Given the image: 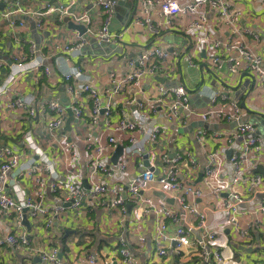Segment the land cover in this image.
Returning a JSON list of instances; mask_svg holds the SVG:
<instances>
[{
    "label": "built area",
    "instance_id": "2783aa9c",
    "mask_svg": "<svg viewBox=\"0 0 264 264\" xmlns=\"http://www.w3.org/2000/svg\"><path fill=\"white\" fill-rule=\"evenodd\" d=\"M4 1L0 0V4ZM92 2L97 8L103 10L104 15L103 23L96 31L87 29V24L90 21L86 13L76 14L72 11L74 5L72 0L66 5L59 2L55 4L46 3L44 7L46 10L34 14L35 30L41 29L44 15L58 14L59 19L66 16L74 24H83L86 27L85 36L78 34L76 42L59 47L63 54L81 52L84 46L90 45L92 39L99 45L118 46L124 39L125 31L113 32L109 29L110 21L115 14L116 2L111 0H92ZM231 6V2L228 0H137L127 28H140L149 38L160 39L162 35L176 29L175 18L179 15L193 16L187 25V30L204 31L205 35L192 44V50L186 58L188 67H196L192 61L195 50L201 48L202 43H205V45L211 46V49L209 47L212 51L209 58L210 63L214 70H219L222 63L217 58L216 52L222 49L230 56L227 59L230 73L232 75L238 73L240 65L249 70L259 85L261 95L264 98L263 60L260 55L252 51L251 44L246 41V38L250 37L252 41L258 42L259 35L249 27H238L241 14L239 11L232 10ZM209 11L213 12L218 24L227 28L228 36L225 41H214L206 33ZM26 14L27 12L23 8L8 4L6 1L4 7L0 9V20H7L10 26H14L18 21L26 19ZM19 24L24 25V22L21 21ZM36 51L39 50H36L34 44H30L28 56L19 58L18 62L12 66L9 74L0 84V96L9 90L18 75L42 68L40 62L42 59L35 61ZM170 56L167 50L158 46L144 49L129 61V73L122 78H117L114 73H111L109 81L114 82L115 86L118 83L117 89L121 92L126 86H132L140 91L141 82L145 78L156 81L155 78L160 77L164 78L166 83L170 79L169 72H171L170 67L172 66ZM43 68L45 73H49L47 67ZM81 74L82 72L77 69L63 76L66 82V93L70 101L67 107L57 101H50L40 113L44 116L51 113L47 119V129L51 136L57 138L63 156L68 160H75L78 157V152L75 142L69 138L67 131H65L68 118L67 108L72 114L71 122L77 126L83 124L88 129H92L99 125L102 127L103 134L109 133V136L105 137L108 138L104 144H94L90 141L85 144V150L90 153L87 161L90 185L86 187L85 182L72 170L69 173L72 179L61 192L58 203L48 204L46 200L47 190L55 193L58 188L55 180L57 170L53 160L45 154L36 139L31 134L24 136V145L31 157L23 164L20 163V155L11 148L0 147V215L13 217L16 227V234L0 237V250L4 246H9L15 250H31L29 231L23 224L24 218L29 224L35 220H41L43 227L50 229L52 223L67 208H83L87 213H92L105 201V206L109 212L115 211L120 220H124L128 215V205L133 212L135 222H140L145 215H153L156 224L153 242L157 258L167 257L168 250L173 246L176 251L175 255L179 260L181 248L186 244L185 239L197 231L198 254L187 264H241L236 262L232 256L226 257L222 253L223 245H221L220 239H228L229 235L239 244L238 249L242 247L240 249L245 252L250 253L252 251V235L249 230L258 227V223H249L244 228L240 226L238 222L241 214L240 205L245 200L235 191V188L240 184L241 177L246 170H257L259 167L264 169L263 136L256 133V127L250 122L238 125L233 132L227 134L225 142L230 143V145L233 139L239 137L242 140L238 148L230 150L228 158L231 169L230 179L219 178L217 155L211 154L209 156V165L203 169L202 174L209 194L220 201L223 216L213 230H206L203 233L206 223L205 213L196 204L186 200L188 197L192 199L201 198L203 193L199 188L178 179L180 163L186 164L188 162L192 168L187 169L188 176V172H195L199 168V164L189 153L169 154L163 149L164 135L161 125L162 121L172 119L181 121L182 112L203 124L211 122L230 123L241 112L238 102H228L227 96L212 91L209 96L207 95L210 106L206 110L200 111L190 106L189 94L183 86L166 87L164 86L165 83H159L158 99L154 100V103L145 105L138 102L136 104L135 99L130 98L123 103L126 110H123L119 119L114 121L112 116L116 110V104L109 98L103 97L95 84L88 80H80ZM256 82H254V86ZM32 99L17 97L10 101L8 107L12 110L25 112L30 117H35L37 111L33 108ZM127 112L130 113L127 114ZM186 114L185 116H187ZM119 132H126L128 135V142L124 147L125 149L123 148L122 156L135 154L142 157L145 155L143 158L147 161V164L140 161L138 171L129 177L123 176L127 164L122 156L115 165L111 163L110 157L109 159L106 157V154L110 150L112 151L116 143L113 135ZM208 134L207 129L200 128L196 131V138L202 142L208 137ZM137 136L142 137V143L138 141ZM212 136L219 138L220 134L212 133ZM146 143L158 144L160 152L146 151ZM221 152H225V149ZM20 174L30 176L33 182L32 186L35 188V199L27 196L26 191L17 183L16 176ZM115 174L123 177L114 184H108L104 181L108 178L113 179ZM154 186H159L162 190L166 189L173 193L171 198L178 202L184 211L183 219L178 210L170 207L156 208L148 203L143 194ZM246 187V191L251 193L255 185L248 184ZM10 190L12 194H10ZM224 193L228 194L222 198ZM258 211L264 213V202L258 206ZM186 213L196 219L195 229L181 224ZM165 221L177 226L173 238L169 236ZM225 230H228L227 234ZM144 240L143 237L138 238L141 243H144ZM60 248L59 246H51L38 249L40 262L42 264H67L62 259ZM262 251L264 252V248ZM114 252L116 257H119L118 264H136L131 248L124 238H118ZM98 261L95 253L87 251L85 264H97ZM106 264L115 263L109 260ZM175 264L185 263L176 260Z\"/></svg>",
    "mask_w": 264,
    "mask_h": 264
},
{
    "label": "crops",
    "instance_id": "0c3cea01",
    "mask_svg": "<svg viewBox=\"0 0 264 264\" xmlns=\"http://www.w3.org/2000/svg\"><path fill=\"white\" fill-rule=\"evenodd\" d=\"M6 1H8V4L23 8L27 14L25 15L26 19L18 21L14 26H10L7 20H0V84L9 74L12 66L18 62V59L25 55L28 56L30 44L38 46L39 51H36L34 57H36L35 61L42 59L40 61L42 68L18 75L9 90L0 96V147L11 148L20 155V163L23 164L31 157L24 145V136L31 134L36 139L45 154L53 160L57 170L55 180L58 188L55 193L47 190V203L51 205L58 203L61 192L72 179V176L69 175L72 170L85 182L86 186L90 185L89 168L87 166L90 153L85 150V144L89 141L94 144H104L108 138L105 137L109 136V133L103 134L102 127L99 125L88 129L86 125L77 126L71 122L69 126L71 131H67V134L76 144L78 157L75 160L64 158L57 138L51 136L47 129V119L51 116V113L48 116L40 113L50 101H57L65 107L70 104L66 93L64 74L79 69L82 72L80 80H88L95 84L103 97L109 98L116 104V110L112 116L115 121L119 119L122 111L126 110L123 103L130 98L135 99L136 104L138 102L145 105L154 103L153 101L158 99L159 83L151 78H145L141 82L140 91L132 86H126L121 92L117 89L118 83L115 86L114 82L109 81L110 74L114 73L117 78L124 77L129 73V61L136 54L144 49L158 46L167 50L172 60L171 72H169L170 79L164 86H183L189 94V103L192 108L200 111L206 110L210 106L207 95L209 96L212 91H216L219 95L227 96L228 102L237 101L241 111L236 119L230 123L211 122L203 124L193 117H188L189 115L185 112H182V120L179 122L175 119L161 122L164 135L163 149L169 154L189 153L199 164V168L193 173L189 171L188 176L187 169L192 168H190L188 162L186 164L184 162L180 163L178 179L202 191L203 196L201 198L192 199L188 197L186 200L189 203L196 204L205 213L206 223L203 233L206 230H213L223 214L220 201L209 194V189L206 187L202 174L203 168L209 165V156L211 154L217 155L219 178L230 179L231 169L228 162L230 150L238 148L242 140L239 137L233 139L230 145V143L225 142L227 134L233 132L238 125L249 122L254 124L257 134H264V118L262 117L264 116V98L254 77L251 80L248 75L250 71L240 65L238 73L232 75L227 62L230 56L222 49L216 52L222 66L219 70H214L209 61L212 54V51H210L211 46H207L205 43H202L201 48L195 50L192 61L196 67H188L186 58L192 50V44L205 35L204 31L187 30V25L193 19V16L179 15L175 18L176 29L174 31L162 35L160 39H151L140 28H127L137 0H132L127 18L126 8L123 7V4L127 1L115 0V14L110 21L109 29L113 32L125 31L123 41L115 46L119 52L106 56L99 53L88 55L89 52L85 54L83 52L63 54L59 47L72 44L78 38V32L69 28L67 23L64 22L66 16L59 19L58 14L44 15L41 29H36L34 33L31 26L34 24V14L46 10L44 9L46 3L55 4L59 2L66 5L70 0H5L4 2ZM72 1L74 2L73 12L87 14L90 21L87 24V29L98 30L104 20L103 10L97 8L92 0ZM228 1L231 2L232 10L239 11L241 14L238 27H249L259 35L258 42L252 41L250 37H247L246 41L251 44L252 51L261 56L264 65V0ZM119 5H122L120 6L123 7L122 11L116 9ZM21 21L24 22V25L19 24ZM205 31L211 36L212 40L218 42L225 41L228 36L227 28L217 23L215 15L211 11L208 12ZM91 41L93 42V39ZM91 41L90 45H86L88 51L90 49L94 51L91 46L96 42L92 44ZM43 67H47L49 73H45ZM254 82H256L255 86ZM17 97L33 98V108L37 111V116L30 117L25 112L10 109L8 104ZM242 102L246 109L254 112L255 115L244 110L240 106ZM129 113L127 112V114ZM200 128L207 129L209 133L208 137L202 142H199L196 138V131ZM212 133H218L220 137L213 138ZM113 136L116 143L112 151L110 150L106 154L108 159L112 157L117 146L124 148L128 142L126 132H119ZM137 139L142 143L141 136H137ZM223 149H225V152L222 153ZM159 150L158 144L146 143V151L160 152ZM144 156L140 157L135 154L122 156L127 164L123 176L129 177L136 173L140 161L147 164L146 159L143 158ZM33 157L35 159V156ZM199 175H202L200 181H198ZM123 176L115 174L113 179L102 180L108 184H114ZM16 181L26 191L27 196L35 199V188L32 186L33 182L30 176L17 175ZM248 184L255 185L251 193L246 191V185ZM235 191L245 200L240 205L241 214L238 219L240 226L244 228L249 223H258V227L249 230L252 235V251L250 253L240 248L239 250V244L231 239L229 235L228 239H220L221 245H223L221 248L222 253L226 257L232 256L236 262L241 264H264V252L262 251L264 248V213L258 211V206L264 202V172L260 173L253 169L246 170ZM9 192L12 194L11 190ZM155 192L163 193L165 198L173 196L170 191L154 186L143 194L150 205L156 208L170 207L178 210L174 204H168L156 196ZM227 194L224 193L221 197L225 198ZM105 204L106 202L103 201L101 206L97 207L92 213H87L83 208H67L52 223L50 229H45L41 220H35L31 224L28 223L29 229H27L31 240V250H15L9 246H4L0 250V264H42L38 258L37 250L51 246H59V248L61 246L62 259L67 264H85L87 251L97 255L99 260L97 264H106L109 260L118 264L119 257H116L114 252L118 238H124L127 241L136 264H175L176 260L187 264L197 256V231H194L190 237L185 239L186 244L181 248L179 260L175 255L176 251L173 246L168 250L167 257L157 258L153 242L156 227L153 215H145L140 222H135L130 208L124 220H120L118 214L115 211L109 212ZM181 222L193 229L196 227V219L188 213H186L184 221ZM165 223L169 236L173 238L177 226L169 221H165ZM15 229L13 217L0 215V237L7 234H16ZM65 231L71 233L65 236ZM140 237L145 239L144 243L138 241ZM34 258H38L39 261H34ZM234 260L233 262H235Z\"/></svg>",
    "mask_w": 264,
    "mask_h": 264
},
{
    "label": "water",
    "instance_id": "95a60500",
    "mask_svg": "<svg viewBox=\"0 0 264 264\" xmlns=\"http://www.w3.org/2000/svg\"><path fill=\"white\" fill-rule=\"evenodd\" d=\"M111 1H115V0H111ZM126 1L127 2H125L123 4V7L126 8V13L125 14H126V18H127L129 10H130V8L132 6V0H126ZM120 6H122V5H119L116 8L118 11L119 10L122 11V9H123V7L121 8ZM3 7H4V2L0 4V9H2ZM64 22L67 23L69 28H71L73 30H76L78 32L79 36H83V35L85 36L86 27L83 24H73V22L69 18H66L64 20ZM31 27H32L33 33L36 32L35 25L33 24ZM91 43L94 44V42H92V41H91ZM87 47L88 46H85V47H83L81 49V52H83V54H85L86 52H89L88 55H91V54L97 55V53H99V54H103V55L106 56V55H113V54L119 52V50H117V48L115 46H107V45H104V44L99 45V44L95 43L94 45L91 46V48L94 49V51H91V49H90L91 52L88 51ZM35 48H36V50H38V46H35ZM248 75L251 77V80H252L253 76L251 74H248ZM155 79H156V81L158 83H161V84L165 83V79L164 78L156 77ZM253 84H252V86H253ZM240 106L244 110H246L248 113L255 115L254 112L249 111V110L246 109V107H245L243 102L240 104ZM101 113H103V111H101ZM67 115H68V118H67V121H66L65 131H69L70 132L69 124L72 121V114H71V111H70L69 108H67ZM262 117L264 118V116H262ZM262 136H263V139H264V134ZM122 153H123V148L121 146H117L115 151H114V153H113V155H112V157H111V163L113 165H115L117 163L118 159L122 156ZM256 171L260 172V173H263L264 169L262 167H259ZM201 177H202V175H199V180L198 181L201 180ZM155 195L158 196L160 199L164 200L168 204H171V205L174 204L177 207V209H178V211H179V213H180V215H181V217L183 219L184 211L181 208V206L178 204V202L174 201L172 198H165V195L163 193H161V192H159V193L155 192ZM127 208L130 209V205H128ZM23 224L29 229V224H28V222L26 221L25 218H24ZM181 224L184 225L183 222H181ZM70 233H71L70 231H65V236L69 235ZM225 233L227 234L228 230H226ZM240 248L242 249V247H240ZM34 261H39V260H38V258H34Z\"/></svg>",
    "mask_w": 264,
    "mask_h": 264
},
{
    "label": "rangeland",
    "instance_id": "374dc122",
    "mask_svg": "<svg viewBox=\"0 0 264 264\" xmlns=\"http://www.w3.org/2000/svg\"><path fill=\"white\" fill-rule=\"evenodd\" d=\"M204 169V168H203ZM203 171V170H202Z\"/></svg>",
    "mask_w": 264,
    "mask_h": 264
}]
</instances>
